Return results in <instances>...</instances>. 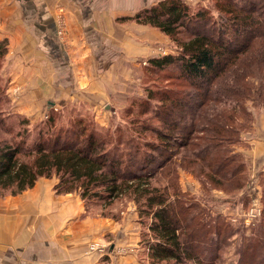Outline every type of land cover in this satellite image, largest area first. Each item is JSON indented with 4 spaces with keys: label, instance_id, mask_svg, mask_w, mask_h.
Here are the masks:
<instances>
[{
    "label": "trees",
    "instance_id": "trees-1",
    "mask_svg": "<svg viewBox=\"0 0 264 264\" xmlns=\"http://www.w3.org/2000/svg\"><path fill=\"white\" fill-rule=\"evenodd\" d=\"M216 1L226 18L215 28L205 11L192 12L181 0L160 1L127 18L157 28L177 44L178 56L150 59V69L158 76L176 66L175 82L198 85L204 91L198 105L201 118L186 120L182 107L187 98L183 101L163 88L159 94L148 91L139 113L148 114L152 101L165 104L160 119L157 112L152 114L167 133L149 126L97 129L80 117L61 125L48 115L31 139L25 129L0 138V197L17 196L40 178H56L55 194H77L86 209L126 199L134 203L139 221H149L145 220L149 264H220L219 253L236 230L227 217L216 213L213 218L200 201L180 192L175 176L189 161L201 164L203 178L212 184L232 185L234 193L244 188L242 156L233 148L250 126L226 112L248 115V100L264 106V0L245 7L237 0ZM183 32L188 34L185 38ZM6 52L7 41L0 40V59ZM211 103L222 107L220 112L215 106V120L201 114L214 110L207 105ZM175 109H180L178 118ZM11 130L0 118V132ZM147 132L158 142L143 138ZM202 184L211 186L203 180ZM206 250L211 254L204 257ZM239 264H264V219L241 243Z\"/></svg>",
    "mask_w": 264,
    "mask_h": 264
},
{
    "label": "rangeland",
    "instance_id": "rangeland-1",
    "mask_svg": "<svg viewBox=\"0 0 264 264\" xmlns=\"http://www.w3.org/2000/svg\"><path fill=\"white\" fill-rule=\"evenodd\" d=\"M133 1L137 5H142V0ZM148 1L149 0H146L145 5H148ZM160 1L163 0H151V6ZM181 1L186 4L192 12L205 11L210 18V22H215L211 25L213 28H215L218 23L222 24L221 20H225L226 18L224 14H221L219 5L221 2L219 1H216V3L215 0ZM237 1L239 4H243L244 7L247 6L250 1L256 4L260 2V0ZM130 2L131 0H102L101 7L105 12L101 14L110 16L107 10L110 11L112 9L121 8L123 4H129ZM61 11L63 12V10ZM137 12L138 11H135L128 15L123 12L116 15L115 12L113 16V26L110 28L108 24H106V26L104 24L103 28L106 33L113 35L112 42L106 41V36L102 38L103 41H106L105 44H108V46L104 47V52H97L96 58L98 61H96V63L93 58L89 59L91 63L97 65L95 71H93L94 69L91 67L85 69L86 80L89 83L87 84L86 81V84L74 86L69 82L67 86L69 89L68 91L73 87L77 89L76 93H70L69 96L75 99L61 101V103H63L61 107H57L59 104L56 105L57 103L52 99L48 101L45 91L43 100H37V104H35V102H27L28 107L26 108L21 105L22 102H19L20 106L23 107L26 112H21L17 109L15 106L18 98H20L21 94L23 95L24 91H26L29 86L9 84L10 80L7 76L10 74V70H7V73L5 72V63L6 66H8L6 62L7 55L11 59H15V55L10 57L11 54L6 52L7 55L5 54V57L0 59V118L5 122V125L12 127V133L2 134V132H0V138L9 139L14 133L18 131L22 132L25 129V131L30 132L29 138L31 139L35 132V128L41 126V122L46 120L48 115L53 116L56 123L61 125L65 124L69 118L76 119L80 117L86 124L97 129H111L112 131L114 128H137V130H141V126H149V129L154 128L158 129V131L167 133L169 129L163 127V124L156 119L162 117L164 108L166 107L165 104L161 105L152 101L148 114L140 115L139 113L144 110L142 106L144 104L143 102L147 99L148 91L159 94L161 88L169 90L168 92L171 93H178V97L183 101L184 98H187L183 103L185 107H182L183 113H185L184 115L188 116L186 120L190 118L192 120L201 118L198 105L203 102L202 94L204 91L201 92L198 85L195 84L194 86L193 83L186 81H181V83H177L178 81L175 82L174 79L179 76V69L176 66L168 68L166 72L158 73V76H155L151 72V66L149 64L150 59L164 56L176 57L179 55L180 49L177 48L178 46L172 38L160 32L157 28L138 24L133 20L127 19ZM223 16L225 18H223ZM57 22H59L60 25V31H57V36L64 41L68 48L69 43L67 40H69V38L61 16H59ZM187 35L186 32H183L182 38H185ZM7 51H9V49H7ZM25 66L27 69H25L24 74L29 68L26 64ZM58 70H61V68ZM63 76L64 79L68 81L72 80L73 70L67 68ZM93 80L99 81V84L93 85ZM56 87H58V85H56ZM53 88L52 86L50 89L52 92ZM40 105H42V108L38 110L37 107ZM207 105H211V108L214 110L201 112V114H203L204 117L215 120V115L217 113L215 106L220 112L222 107L214 103ZM244 105L246 108L245 112H248V115L243 116L239 112L238 114L226 112L229 115L237 116L238 120L240 119L246 123V126H250L246 132L242 131L239 134V143L233 148L234 152L242 156L245 171L244 188L234 193V191L231 192L232 185L221 187L217 184H212L207 179L203 178L205 170L203 171L201 164H194L189 161H186L182 168L178 169L175 176V181L177 182L180 192L187 195L188 198L197 200L198 202L200 201L206 210L209 209L212 212L213 218L216 213L227 217L231 227L236 230L230 234L229 238L226 240V245L219 253L220 264H239V249L241 243L251 238L252 231L259 226L261 219H264V106L249 100L246 101ZM152 112H157L156 118L153 117L154 113L152 114ZM172 112L177 118L181 115L180 109H175ZM190 113L192 114L191 117ZM25 120L28 123L27 125L23 124ZM200 123L204 124L206 121H200ZM144 135L145 136H142L141 134L143 138L147 137L149 140H155L154 142L156 143L158 142L153 133L147 132L144 133ZM141 136L137 138L138 141L142 139ZM202 180L208 184L211 183V186L204 187ZM250 183L257 189V195L253 197L260 202V213L254 221L253 226H246L243 219H245V212L250 209L252 204V196H250L252 193L249 191V187H247V184ZM81 202L84 208L83 213L80 215L82 220H109L113 223H117L121 228H124L121 230V233L126 232L127 223H129L132 228L134 225L136 230H140L137 238L128 241L130 244L123 243L122 241L115 243L113 238L112 240L105 238V241L88 243L86 248V253L88 255L94 253L104 258L108 257L111 252H115L118 257L123 258L125 252L131 251L138 255V264H149L147 260L148 249L145 245V241L148 239L145 222L147 221L149 223V221L146 218H143L144 223L143 221H139L136 207L132 201L122 199L115 201L106 208H102L99 205H89L88 209H86L82 200ZM210 238L213 237L211 236ZM204 245L207 246V244ZM143 253H145L144 256L141 255ZM210 254L208 250L202 253L204 257ZM186 264L193 263L188 262Z\"/></svg>",
    "mask_w": 264,
    "mask_h": 264
},
{
    "label": "crops",
    "instance_id": "crops-1",
    "mask_svg": "<svg viewBox=\"0 0 264 264\" xmlns=\"http://www.w3.org/2000/svg\"><path fill=\"white\" fill-rule=\"evenodd\" d=\"M101 1L0 0V40L7 41L10 57L15 55L11 59L6 54L9 84L29 86L15 106L21 112L26 110L19 102L26 108L27 102L37 104V100H43L45 91L48 101L52 99L59 104L57 107L62 106L63 100L75 99L69 96L77 89L68 91L69 82L74 86L86 84L85 69H97V52H104L108 46L105 42L113 40V35L104 30V24L113 26L115 12L128 15L152 4L149 0L145 5L146 0H142V5H137L131 0L121 8L107 10L110 16H105L101 14L105 12ZM59 16L67 30L68 48L57 36ZM104 36L106 41L102 39ZM25 64L29 68L24 74ZM67 68L73 70L70 81L63 76ZM96 84L99 81L93 80V85ZM37 108L41 109L42 105ZM56 182V179L40 178L32 188L17 196L0 197V264H138V255L131 251L125 252L123 258L115 252L104 258L94 253L88 255V243L113 238L115 243L130 244L128 241L137 238L140 230L127 223L126 232L121 233L124 228L112 221L82 220L84 208L80 197L55 194Z\"/></svg>",
    "mask_w": 264,
    "mask_h": 264
},
{
    "label": "built area",
    "instance_id": "built-area-1",
    "mask_svg": "<svg viewBox=\"0 0 264 264\" xmlns=\"http://www.w3.org/2000/svg\"><path fill=\"white\" fill-rule=\"evenodd\" d=\"M247 187H249V191L252 193V204L249 210L245 212V219L244 223L246 226H253L254 221L257 219L259 213H260V202L253 196L257 195L256 194V187H253V184H247Z\"/></svg>",
    "mask_w": 264,
    "mask_h": 264
}]
</instances>
